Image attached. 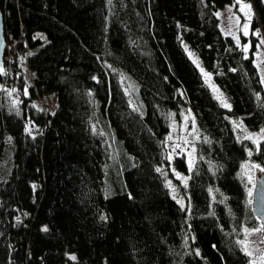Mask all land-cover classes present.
I'll return each instance as SVG.
<instances>
[{"label":"trees","instance_id":"trees-1","mask_svg":"<svg viewBox=\"0 0 264 264\" xmlns=\"http://www.w3.org/2000/svg\"><path fill=\"white\" fill-rule=\"evenodd\" d=\"M239 1L254 16L238 44L217 14ZM0 9V264H252L240 242L260 220L243 165L264 167V138H240L235 122L264 129L254 34L264 36V0H0ZM50 91L52 111L35 103ZM184 124L196 132L191 168L168 144Z\"/></svg>","mask_w":264,"mask_h":264},{"label":"rangeland","instance_id":"rangeland-1","mask_svg":"<svg viewBox=\"0 0 264 264\" xmlns=\"http://www.w3.org/2000/svg\"><path fill=\"white\" fill-rule=\"evenodd\" d=\"M244 5H247L248 7L244 8L243 7ZM242 8H243V10H242ZM218 14L219 15H217V16L219 18L220 26H221V28L225 34L230 35L233 38L237 37L239 39V42H240L241 37L245 36L244 35V31H245L244 25L248 24L249 25V28H248L249 34L246 37H250L251 22H252V19L254 16V9H253V6L250 2L239 1L238 11L235 10L230 5H226L225 7H223L222 9H220L218 11ZM257 36L259 38V44H258L257 50L255 52V64L259 70L262 81H264V63H261V61L264 60V45L260 44V41L264 40V36L261 33H259V35H257ZM7 44H8V41H7ZM245 45H248V47H249V42L246 43ZM204 71L209 74L208 76L204 75V78H205L206 82L208 83V85L210 86V88L213 91L216 98H217V96L222 94L223 100L226 101L228 104H230V102L225 97L224 93L222 92V90L220 89V87L218 86V84L216 83L214 78L212 77L211 73H209L206 70H204ZM263 85H264V82H263ZM11 94H12L14 99H16V100L18 99L19 92L17 91L16 86L11 90ZM46 94H49L48 97H46ZM46 94H45V97H43V98L41 97V98L36 99L35 103L38 106L44 107V108L52 111L54 109V107H56L57 102H58L57 101V92L56 91H50V92H47ZM218 100L221 103V100L220 99H218ZM235 124H236L237 131H238L240 138L245 139L246 136H251L252 140L256 141V142L264 138V133L261 132L262 129L259 131H256V132H252V131L247 130L245 127H243L239 120H236ZM170 136L172 137V139H170L168 141V144L171 148V151H174V154L175 153L179 154V153L185 152V155L188 159V162L192 163L196 157V149H195V145H194L196 132H195L194 128L188 127L187 124H184L179 128L173 127V129L170 133ZM193 149H195V150L193 151ZM252 164H255V163L252 162L251 160H248V161H246V163H244L243 171L245 174H246V169L244 166L245 165L250 166ZM248 174L253 176V183L256 186V177L258 175L263 174V173L260 172L258 169L250 168L248 170ZM248 174H246V176ZM250 188L252 189V193H253L254 189H255L253 184H250ZM251 200L253 201V195L251 197ZM262 225L263 224L261 223V221H259L258 226L252 227V228H247V229H249L251 231L253 229L260 228ZM243 241H245L247 243L248 252L251 253V255H249L251 263L253 264V262H255V264H262L260 257L262 255H264V242H262V241H264V232H254L253 231L251 233V235H247V237L245 234ZM243 247H244V245H243Z\"/></svg>","mask_w":264,"mask_h":264},{"label":"snow or ice","instance_id":"snow-or-ice-1","mask_svg":"<svg viewBox=\"0 0 264 264\" xmlns=\"http://www.w3.org/2000/svg\"><path fill=\"white\" fill-rule=\"evenodd\" d=\"M109 3H111V0H109ZM243 7H244V8H247L248 6H247V5H244ZM242 10H243V8H242ZM217 15H219V14H217ZM249 18H250V17H249ZM248 28H249V25H248V24H245V25H244V29H245V31H244V35H245V36H247V35L249 34V33H248ZM254 34L259 35L258 30H257ZM234 39H236V40H237V43L239 44V39H238L237 37H234ZM260 44H261V45H264V40H261V41H260ZM186 50H187V49H186ZM243 50H244L245 52H247V51L249 50L248 45H245ZM189 56H190V57L193 56V53L189 52ZM194 62L197 63V66L199 67V63H198V61H194ZM261 63H264V60H262ZM258 66H259V65H258ZM201 72H202L205 76H208V75H209L208 73L204 72L203 68H201ZM262 82H264V81H262ZM25 94H27V91H25ZM217 99H220V100H221V103H222V105H223L224 107H226V108H231V105L228 104L226 101L223 100V98H222V94L219 95V96H217ZM185 120H187V117H185ZM193 125H194V121H193ZM261 132L264 133V129H262ZM245 138H246V139H252L251 136H246ZM168 139L170 140V139H172V137L169 136ZM254 142H255V141H254ZM194 150H195V149H193V151H194ZM248 154H249V156H251V154H252L251 151H249ZM191 166H192V165H191V162H190V163H189V167L191 168ZM244 167H245V169H246V174H248V170H249L250 168L258 169L260 172L264 173V167H261L259 164H252V165H250V166H249V165H245ZM157 171H160V170L157 169ZM247 178H248V182H249L250 184H253V186L255 187V184L253 183V176L250 175V174H248V175H247ZM185 184H186V179H185ZM169 187H171V182H170V181H169ZM174 191H175V190H174ZM252 195H253V193H252V189L250 188V189L248 190V196H249V197H252ZM225 199H226V198H225ZM177 203H180V204H181V207H183V201H182V200H178ZM248 203L251 204V203H252V200L249 199ZM102 219H104V217H102ZM44 230L47 231V228H45ZM253 231H254V232H264V225H262L260 228L253 229V230H251V231H250L249 229H247V228L244 229V232H245V234H246V237H247V235H251V233H252ZM262 242H264V241H262ZM240 243H241L242 245H244V251H245L248 255H251V253L248 252L247 243H246L245 241H241ZM73 259H75V257H73ZM260 259H261L262 264H264V255H262V256L260 257ZM253 264H255V262H253Z\"/></svg>","mask_w":264,"mask_h":264},{"label":"water","instance_id":"water-1","mask_svg":"<svg viewBox=\"0 0 264 264\" xmlns=\"http://www.w3.org/2000/svg\"><path fill=\"white\" fill-rule=\"evenodd\" d=\"M7 39L5 35L4 16L0 9V72L3 71ZM253 212L264 225V173L256 177V186L253 192Z\"/></svg>","mask_w":264,"mask_h":264}]
</instances>
